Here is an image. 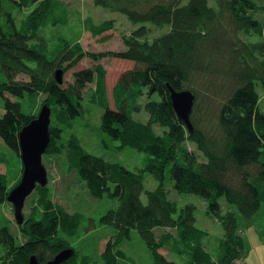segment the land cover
<instances>
[{"label":"trees","instance_id":"1","mask_svg":"<svg viewBox=\"0 0 264 264\" xmlns=\"http://www.w3.org/2000/svg\"><path fill=\"white\" fill-rule=\"evenodd\" d=\"M92 1L139 25L122 37L124 51L100 54L135 63L113 89L115 108L108 105L107 73L100 64L76 72L74 82L67 86L56 81L58 70L65 74L84 58H99L79 42L63 41L58 49L50 50L41 30L56 24L54 16L66 15L59 0H0V97L5 110L0 118L1 140L21 157L19 134L35 118L23 110L20 101L43 95V106L52 109L46 153L64 151L70 171H77L92 196L117 201V207L99 221L101 226L116 229L101 255L102 264L128 261L121 245L130 239L132 230L138 231L151 250L154 264H173L159 253L166 247L186 254L190 264L242 261L246 242L239 221L251 225L264 208V23L257 17L264 13V6L254 0H214L217 7L211 0H173L168 4ZM29 9L30 14L17 22L15 14ZM86 22L95 37L114 30V21L96 25L89 18ZM153 27L168 31L151 38ZM20 76L27 80H18ZM94 82L91 101L104 109L101 130L119 142L120 151L132 148L145 153V168L132 171L90 154L75 135L56 144L83 115L84 90ZM170 88L195 96L192 131L174 110ZM5 94L16 101L7 100ZM154 96L159 99L153 100ZM145 98L148 123L133 118ZM154 125L165 130L157 134ZM189 142L197 152L187 147ZM145 173L158 182L156 189L145 190ZM168 178L178 194L201 197L206 215L221 226L224 235L215 253L206 251L209 232L196 226V206L180 207L169 198ZM11 190L6 175H0V205L8 201ZM36 192L39 199L33 216L21 226L27 238L24 244L17 246L8 229L0 226V264H29L32 256L44 264L72 247L63 234H77L84 217L55 204L47 187L38 186ZM144 193L146 203L141 199ZM158 229L175 230L177 237L170 232L158 236ZM62 264H77L76 256Z\"/></svg>","mask_w":264,"mask_h":264},{"label":"rangeland","instance_id":"2","mask_svg":"<svg viewBox=\"0 0 264 264\" xmlns=\"http://www.w3.org/2000/svg\"><path fill=\"white\" fill-rule=\"evenodd\" d=\"M153 1L168 4L173 0ZM254 1L259 6H264V0ZM59 2L61 3V7L66 9V15H64V13H59L54 16L55 19L52 21L56 22L55 25L41 30L42 35H44L49 42L50 50L58 49L63 44V41L69 43L79 42L87 52L99 56L98 60L89 57L84 58L76 67L69 69L63 75V86H67V84L74 82V74L76 72L88 68H95L96 65L100 64L107 73V102L109 107L114 109L113 89L122 74L134 68L135 63L111 56L102 57L100 54H111L124 51L125 46L122 37L137 29L139 25L132 24L125 15L95 6L92 0H59ZM210 3L213 7H217L214 0H211ZM184 5L186 4L182 3V6ZM31 11L32 9H29L16 13V21L20 23ZM257 17L264 23V13H259ZM89 18H91L92 22L96 25H100L107 21H114V30H109L95 37L88 31L89 28L86 21ZM167 31V28L156 29L153 27L151 38L161 36ZM248 40L255 41L254 39ZM18 80L26 81L27 78L25 76H20ZM95 88V82L87 85L84 90L83 106L85 110L83 115L74 120L72 129L65 130L61 136H59L56 144L66 143L75 135L79 138L82 147L90 154L104 158L107 161L119 163L132 171H139L145 168L147 157L145 153L132 148H125L120 151L117 148L119 142L113 140L101 130V120L104 109L91 101V96L94 94ZM5 97L11 102L16 101L15 97L10 94H5ZM44 98L45 97L41 95L37 100H34L32 97L26 96L20 102L22 103L23 110L36 120L43 107L42 102ZM156 99H159V97L154 96L153 100ZM147 102V98L140 101L142 106L140 110L133 115L135 120L148 123L149 114L145 109V104ZM3 104V99L0 97V118L5 114ZM195 105L196 98L194 108ZM261 108L264 111V95H262L261 99ZM199 111L200 115H202V106L201 109L199 108ZM153 128L157 134H162L165 130L159 125H154ZM187 147L197 152L193 143H187ZM197 155L199 160H203L201 153L198 152ZM42 162L48 176V183L45 187L49 189L52 201L65 208L70 214L79 213L84 217L77 234H63L72 246L70 249L74 250L73 256H76V263L80 264L86 262L87 264H102L101 255L105 251L109 240L116 235V229L111 226H101L99 225V221L110 210H114L117 207V201L108 199L107 197L101 199L92 196L77 171H70L64 151L56 152L52 149L51 152L43 155ZM22 173L23 164L21 157L7 148L0 138V175H6L10 190L20 183ZM167 176H169L168 172ZM173 184V181L168 178L166 181V191L169 198L180 207H186L187 205L196 206V226L209 232V238L205 241L206 251L215 253L219 240L224 235L221 226L218 222L206 215L207 207L201 197L192 194H178ZM144 186L146 191L154 190L158 187V182L151 174L145 173ZM38 199L39 195L36 190L27 198L23 207L24 223L33 216ZM141 199L146 203V193L142 195ZM220 203L225 209H228L225 199H221ZM239 222L241 225L239 230L246 242V254H244L242 261L236 264H264V208L259 211L251 225L245 226L242 219H240ZM24 223L22 225L18 224L14 207L9 201L0 205V226L8 229L17 246L24 244L27 240L21 230V226H23ZM168 232L177 237L175 230L158 229L156 231L158 236ZM121 249L128 257V261H123L122 264H154L151 250L147 247L136 230H132L130 239L122 243ZM159 253L170 263L190 264V258L186 254H177L170 247L160 249ZM0 255H2L1 249Z\"/></svg>","mask_w":264,"mask_h":264},{"label":"water","instance_id":"3","mask_svg":"<svg viewBox=\"0 0 264 264\" xmlns=\"http://www.w3.org/2000/svg\"><path fill=\"white\" fill-rule=\"evenodd\" d=\"M64 72H56V81L63 83ZM171 101L179 119L192 131L191 115L194 108L195 96L190 91L177 92L170 88ZM52 109L45 105L39 117L24 127L19 134L20 155L23 164L21 181L11 190L8 201L13 205L15 217L19 225L24 223L23 207L27 198L38 186L45 187L48 183L47 171L42 158L51 142L50 125ZM74 255V250L65 249L56 257L44 264H62ZM29 264H43L36 256L30 258Z\"/></svg>","mask_w":264,"mask_h":264},{"label":"crops","instance_id":"4","mask_svg":"<svg viewBox=\"0 0 264 264\" xmlns=\"http://www.w3.org/2000/svg\"><path fill=\"white\" fill-rule=\"evenodd\" d=\"M61 1V0H60Z\"/></svg>","mask_w":264,"mask_h":264}]
</instances>
